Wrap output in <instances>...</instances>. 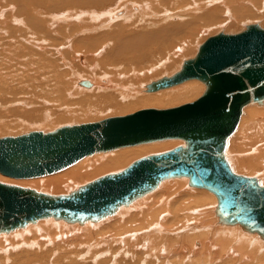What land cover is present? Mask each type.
<instances>
[{"label": "bare ground", "instance_id": "bare-ground-1", "mask_svg": "<svg viewBox=\"0 0 264 264\" xmlns=\"http://www.w3.org/2000/svg\"><path fill=\"white\" fill-rule=\"evenodd\" d=\"M262 8L264 0H0V130L20 128L18 133L26 135L31 132L23 128L32 124L45 134L54 133L66 119L72 118V123L78 111L93 117L113 109L114 115L125 116L196 101L207 90L198 79L155 92L150 89L196 58L202 45L193 58L183 60L192 51L190 39L196 32L203 34L216 26L234 28L245 17L258 21ZM229 9L237 18L229 15ZM260 23L244 29L253 25L263 29ZM178 41L183 46H177ZM164 70L172 76L162 77ZM253 104L264 105V98L243 107L224 159L235 174L264 187V106ZM14 117L20 119L16 124L4 122ZM98 118L88 121H102ZM174 147H187V143L164 139L98 152L43 177L14 179L0 173V183L68 196L141 158ZM188 179H165L96 221L68 222L49 216L0 232V264H121L120 258H129L128 252L138 242L144 250L140 254L146 250L149 259L137 254L134 264H214L205 258L200 262L198 255L204 249L214 254L218 248L217 262H264V235L224 220L218 214V196L193 186L190 179L188 186ZM210 208L216 209L218 220ZM110 242L106 251L111 257L103 260L100 247ZM117 245L126 247L118 252L119 258L114 253Z\"/></svg>", "mask_w": 264, "mask_h": 264}, {"label": "water", "instance_id": "water-1", "mask_svg": "<svg viewBox=\"0 0 264 264\" xmlns=\"http://www.w3.org/2000/svg\"><path fill=\"white\" fill-rule=\"evenodd\" d=\"M190 79L206 83L196 101L169 109H143L125 116L0 138V173L14 179L55 174L87 156L164 139H182L187 147L144 157L124 171L100 177L68 196H50L0 183V232L43 217L68 221L99 220L152 191L161 181L186 176L219 198L218 214L264 235V187L235 174L224 159L228 138L242 109L264 98V29L209 38L195 59L150 91Z\"/></svg>", "mask_w": 264, "mask_h": 264}, {"label": "rangeland", "instance_id": "rangeland-1", "mask_svg": "<svg viewBox=\"0 0 264 264\" xmlns=\"http://www.w3.org/2000/svg\"><path fill=\"white\" fill-rule=\"evenodd\" d=\"M226 9H228V8H226ZM261 10V15L257 18V20L259 21L260 19L262 20V19H264V8H262V9H260ZM232 13V14H231ZM263 13V14H262ZM229 15H232V17H233V15H234V19L235 18H237V15L238 14H236L235 12H232V10H230L229 9ZM249 19V20H248ZM252 18L251 17H245V18H243L242 20H240V22L238 23V25H236L234 28H229V26L227 27L226 26V29H225V27H222V26H220V27H218V26H216V27H214L213 29L211 28V30L209 31L208 30V32L206 31V32H204L203 34H198L197 32L192 36V38L190 39V41L192 42V45L194 46L195 45V47H193L192 46V51L186 56V57H184L185 59H183V60H187V58L188 59H190V58H193V56H195L194 54L196 53H198V51H196V50H199V47L198 46H201V45H203L209 38H211V37H213V36H216V35H219V34H227V35H232V34H239V33H242V32H244L246 29H244L246 26H248V25H252V24H257V23H260L261 22V20L258 22V21H250ZM252 22V23H249V22ZM246 22V23H245ZM248 23V24H247ZM260 24H264V22H261ZM222 27V28H221ZM263 29H264V25H262L261 26ZM229 29V30H228ZM229 31V32H228ZM231 31V32H230ZM208 33V34H207ZM202 35V36H201ZM198 38V39H197ZM197 40L199 41V42H197ZM179 42V43H178ZM178 42H176L177 43V46H183L182 44H181V42L180 41H178ZM198 44V45H197ZM171 53V52H170ZM192 53V54H191ZM194 53V54H193ZM180 66V63H178L177 64V67H179ZM145 67H148V66H145ZM163 72H165V74L162 76V77H164V76H169V75H171L172 73H170L169 72V70L167 71H163ZM168 72V73H167ZM172 76V75H171ZM161 77V78H162ZM200 83H202L203 84V86H204V83L205 82H203V81H199ZM171 92H173V91H171ZM205 93V92H204ZM203 95V94H202ZM201 95V96H202ZM194 102V101H193ZM186 103V102H185ZM185 103H182L181 105H184ZM187 104V103H186ZM181 105H178V106H181ZM254 106H257V107H262V106H264V105H258V104H253ZM173 107H176V105L175 106H173ZM262 109V108H261ZM82 110V109H81ZM113 109H111L110 111H105V112H103L102 113V115H101V113L99 114V115H93V117L94 118H96L97 116H99V118L97 119V120H104V119H107V118H110V117H116V116H119V115H114L116 112H117V110H113ZM83 112V111H82ZM82 112H80V111H78L77 113H75L74 115H73V117H74V121L72 120V123H71V120L70 119H72V118H68V120L70 121V123H67L68 122V120L66 119V121L64 122L65 123V125H64V123L62 122V123H60V127H63V126H67V125H71V126H73V125H76V123L77 124H84V123H90V122H95V121H88V119H93V117L92 116H88L87 117V115L86 114H84V115H86V116H84L83 114H82ZM107 113H108V115H107ZM133 114V113H132ZM85 117V120H84V117ZM107 115V116H106ZM78 116V117H77ZM102 118H101V117ZM104 116V117H103ZM12 117V116H11ZM90 117V118H89ZM77 119L79 120V121H77ZM20 119L19 118H16V117H14V118H11V119H7V120H5L4 122H6V121H9V122H12V124H16V121H19ZM96 120V121H97ZM76 121V122H75ZM80 122V123H79ZM63 126H62V125ZM40 126V125H39ZM46 125H44V127H45ZM27 127V128H26ZM13 129V128H12ZM12 129H6V130H3L4 131V133H3V131L2 130H0V137L2 138V136H4V137H8V136H14V135H16V136H18V135H22V134H24V132L23 133H18V131H20V128L19 129H17V130H12ZM23 129H26L27 131H25V130H23V131H25L26 133L27 132H33V131H40L39 129V127L38 128H36V125H32V124H30V126H25ZM8 131H9V133H8ZM13 131V132H12ZM17 131V132H16ZM7 132V133H6ZM16 133V134H15ZM18 133V134H17ZM8 135V136H7ZM185 141V140H184ZM183 142V141H182ZM186 142V141H185ZM183 144H184V142H183ZM174 148H177V147H174ZM173 150V149H172ZM145 156V155H144ZM241 175H243V174H241ZM0 176H1V174H0ZM188 186H190L189 185V179H188ZM133 204V203H132ZM131 204V205H132ZM130 205V206H131ZM130 206H126L125 208H129ZM210 206H212V205H210ZM216 210V209H215ZM215 210H214V208H210V212H212L213 214V218H214V216L216 217V219H217V217H218V215L217 214H215ZM217 215V216H216ZM219 218V217H218ZM54 219V218H53ZM45 220H47V219H45ZM54 220H56V221H64V220H57V219H54ZM218 220V219H217ZM66 224H68V225H78L79 227H84L86 224H79V223H73V224H71V223H67L66 221H64ZM69 222V221H68ZM99 224V222H91V224ZM209 224V223H208ZM229 227H235V226H229ZM241 227H239V229H240ZM22 229V228H21ZM23 229H25V228H23ZM242 232H245V233H248V234H255V235H257V236H259L257 233H249V232H247V231H244L242 228L240 229ZM259 239H260V237H258ZM262 241H264L263 239H261ZM138 242V241H137ZM112 245V243L110 242V243H107L106 245H104V246H102V247H100V251H99V253H102V254H105V255H102V257H103V260H107V259H109L111 256H110V252H107L106 250H107V248H110V246ZM138 245H140L139 244V242H138V244H136V248H135V245L131 248V252L129 251V249H130V246H127V249H128V253H130V257L128 258V256H127V258L125 257H121L120 259H122V262H121V264L123 263V264H126L127 262V264H130V263H132V260H137L136 258H138L139 256L141 257V259H145V258H147V259H149L148 257H145L146 255H145V252H147L146 250H145V252H143V254H140L141 253V247L139 246L138 247ZM121 247V248H120ZM125 247V246H124ZM120 250L121 249V251H119L118 249ZM133 248H135V249H133ZM104 249V250H103ZM124 249H126V247L125 248H123L122 249V245H117V247H116V249H115V256H116V254L118 253V252H125V250ZM132 249H133V252H132ZM141 249V250H140ZM139 250V251H138ZM147 250H149V249H147ZM205 250V249H204ZM204 250H202V251H200L199 253H200V255H198V258H199V261L200 262H202V261H204L205 259H207L208 261H210L211 263L212 262H214V264H225V262H227V261H223V263L221 262V261H218L217 262V259L218 258H216V257H214V256H216V253H218L219 251H220V248H218V249H216V251L214 252V254H213V252L212 253H209V252H207V250L205 251V252H203ZM107 253H106V252ZM137 251V252H136ZM142 251H144V250H142ZM105 252V253H104ZM117 252V253H116ZM139 252V253H138ZM133 254V255H132ZM137 254L139 255V256H137ZM204 254V255H203ZM131 255H132V258H131ZM203 255V256H202ZM213 255V257H212V259H211V256ZM114 256V257H115ZM121 255H120V253H118L117 254V257L119 258ZM143 256H144V258H143ZM262 256V255H261ZM113 257V258H114ZM135 257V258H134ZM118 258H117V260H118ZM205 258V259H204ZM260 258V257H259ZM263 258H264V254H263ZM119 259V261H121ZM213 259H214V261H213ZM155 259L153 258V259H151L150 261H154ZM202 260V261H201ZM260 260V259H259ZM258 260V262H256V264L258 263H260V261ZM216 261V262H215ZM261 261H264V259L263 260H261ZM262 263H264V262H261V264ZM132 264H134V263H132ZM227 264V263H226ZM228 264H232V263H230V262H228Z\"/></svg>", "mask_w": 264, "mask_h": 264}]
</instances>
